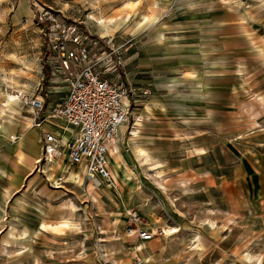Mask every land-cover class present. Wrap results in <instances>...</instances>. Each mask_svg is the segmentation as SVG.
Returning a JSON list of instances; mask_svg holds the SVG:
<instances>
[{"label": "rangeland", "instance_id": "374dc122", "mask_svg": "<svg viewBox=\"0 0 264 264\" xmlns=\"http://www.w3.org/2000/svg\"><path fill=\"white\" fill-rule=\"evenodd\" d=\"M47 13L79 24L91 64L128 95L113 188L49 181L38 164L36 124L63 97ZM161 36L187 45L185 58L153 65L147 50ZM5 122L0 264H264V204L249 203L239 181V170L264 166V0H0ZM130 212L153 240L127 234Z\"/></svg>", "mask_w": 264, "mask_h": 264}, {"label": "built area", "instance_id": "2783aa9c", "mask_svg": "<svg viewBox=\"0 0 264 264\" xmlns=\"http://www.w3.org/2000/svg\"><path fill=\"white\" fill-rule=\"evenodd\" d=\"M40 15L44 26V40L51 65L63 78L66 96L52 112L77 130V137L60 146L57 139L46 134L42 140L43 162L53 164L66 152L69 170H81L86 180L99 187L115 185L107 164L109 146L118 128L129 123L130 105L126 106V91L106 75V71L91 64L88 36L76 22L62 15ZM101 62V61H99ZM129 103V102H128ZM36 118L45 108L43 99L31 102ZM41 123L36 127H41ZM58 181H65L62 177ZM99 185V186H98ZM128 235H136L141 242H149L154 236L140 229L138 215L129 213Z\"/></svg>", "mask_w": 264, "mask_h": 264}, {"label": "crops", "instance_id": "0c3cea01", "mask_svg": "<svg viewBox=\"0 0 264 264\" xmlns=\"http://www.w3.org/2000/svg\"><path fill=\"white\" fill-rule=\"evenodd\" d=\"M152 41V46L147 50V53H150L149 55L151 57H149V61H152L154 64L153 65H157L156 67H161L163 66V63H165L167 61V59H182L185 58V56L180 55L181 53H184L187 49V45H183V44H168L165 43L162 39V36L160 39H155V40H151ZM165 61V62H164ZM156 63V64H155ZM62 82V88L60 90V93L63 95L62 99L66 96V86L63 82V80H61ZM43 99V98H41ZM61 99V101H62ZM44 100V99H43ZM127 106H128V101L126 102ZM55 107V106H54ZM53 107V108H54ZM52 108V109H53ZM49 119H53V120H47V118L45 119L44 123L41 125L40 129H37V136L39 137V148L37 147V149H39V156L43 157V149H42V140H41V144H40V136L42 135L43 138L46 134H50L53 135L57 141L59 142L60 146L67 144L68 142L73 141L76 137H77V130L74 128H71L69 125H67V123L60 118H49ZM128 124H125L123 128H120L118 133L116 134L113 142L110 143L109 146V153H108V161L110 160L109 156H110V148L111 145L116 141L119 140V136H121L122 132H123V136H122V144L121 147L123 146V139L124 136L126 135V132L128 131ZM25 141H28L29 136L23 132ZM28 136V138L26 137ZM7 144V143H4ZM17 147H15V153H18L19 151H22L25 149L24 148H20L19 144L16 143ZM38 151V150H37ZM22 153V152H21ZM20 153V154H21ZM66 153V152H65ZM31 154V153H28ZM33 156H37L35 154H31ZM38 156V157H39ZM41 157V159H42ZM40 160V159H39ZM37 160V161H39ZM263 164H264V159H263ZM45 168H48V180L49 179H53L52 181H54L55 177L60 176L65 180V183L73 185L74 183L72 181L69 180V178L71 179H78V177H82L85 180L84 177V173L81 170H68L69 166L67 164V160H66V154L63 157H59L58 159H56L54 161L53 164H44ZM110 172L111 169L109 168ZM254 170V171H253ZM240 175H239V181L240 183H246L245 186L248 187V200L249 198H251V200H249V203L254 202L253 200L259 203H261L262 205L264 204V166H262L261 168H257L254 169V167L250 170H245L244 169V173L242 170H239ZM50 181V180H49ZM77 183V182H76ZM255 203V204H256Z\"/></svg>", "mask_w": 264, "mask_h": 264}, {"label": "bare ground", "instance_id": "6f19581e", "mask_svg": "<svg viewBox=\"0 0 264 264\" xmlns=\"http://www.w3.org/2000/svg\"><path fill=\"white\" fill-rule=\"evenodd\" d=\"M126 104V103H125ZM126 106H127V104H126ZM47 120H53V119H47ZM45 121V120H44ZM44 121H42V123L44 122ZM42 123H41V125H42ZM125 125V124H124ZM124 125H122V126H120L119 128H118V130H117V132H116V134L118 133V131H119V129L120 128H123L124 127ZM125 128V127H124ZM121 130V129H120ZM12 132H14L13 131V129L10 127V125L8 124V123H3V126H0V140H3V142L4 143H7V141H10L11 142V138H12V135H11V133ZM116 136V135H115ZM122 136H123V132H122V134H121V136H119V140H120V142L118 141V140H116L112 145H111V148H110V156H109V158H110V160L113 162L112 164H113V166H114V169H116V171L121 167V170H122V168L125 166L124 165V163H123V160H122V155H121V149H122V147H121V144H122V142H121V140H122ZM18 138H16L15 136H13V139H16L15 141L19 144V146H20V148H21V150H22V148H24V146H25V138H24V135H23V132L19 135V136H17ZM115 138V137H114ZM114 138H113V140H114ZM113 140H112V142H113ZM17 147V146H16ZM66 153L64 152V154H62V156L61 157H63L64 155H65ZM21 155V154H20ZM21 156H23V155H21ZM107 158H108V155H107ZM107 164H108V167H109V161H108V159H107ZM69 170V169H68ZM120 170V171H121ZM122 172V171H121ZM60 178V177H59ZM58 178V179H59ZM69 180L70 181H72V182H80L81 181V177H78V179H71V178H69ZM93 186H95L94 184H93ZM99 186V185H98ZM99 187H102V186H99ZM114 187V185L113 186H107V188H113Z\"/></svg>", "mask_w": 264, "mask_h": 264}]
</instances>
